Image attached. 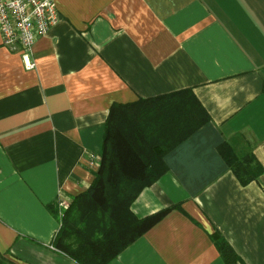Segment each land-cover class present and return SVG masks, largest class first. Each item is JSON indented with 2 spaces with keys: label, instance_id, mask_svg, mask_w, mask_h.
I'll return each mask as SVG.
<instances>
[{
  "label": "crops",
  "instance_id": "1",
  "mask_svg": "<svg viewBox=\"0 0 264 264\" xmlns=\"http://www.w3.org/2000/svg\"><path fill=\"white\" fill-rule=\"evenodd\" d=\"M54 2L26 59L0 36V259L77 264L47 207L92 183L110 107L191 89L210 120L130 206L170 210L109 264H225L216 236L235 264H264V0ZM225 142L260 163L255 180L239 182Z\"/></svg>",
  "mask_w": 264,
  "mask_h": 264
},
{
  "label": "trees",
  "instance_id": "2",
  "mask_svg": "<svg viewBox=\"0 0 264 264\" xmlns=\"http://www.w3.org/2000/svg\"><path fill=\"white\" fill-rule=\"evenodd\" d=\"M209 120L191 89L113 104L92 183L66 207H47L59 222L52 245L77 264H109L117 258L170 210L137 218L131 203L166 171L164 156ZM219 151L242 185L263 171L250 151L229 142ZM214 241L224 263L235 264L229 245L217 236ZM0 264L9 263L0 259Z\"/></svg>",
  "mask_w": 264,
  "mask_h": 264
},
{
  "label": "built area",
  "instance_id": "3",
  "mask_svg": "<svg viewBox=\"0 0 264 264\" xmlns=\"http://www.w3.org/2000/svg\"><path fill=\"white\" fill-rule=\"evenodd\" d=\"M59 16L54 0H0V36L3 46L19 49L26 59L36 40L57 23ZM27 68L33 64L25 63ZM89 165L95 169L100 157L89 155ZM66 207L65 202L60 203Z\"/></svg>",
  "mask_w": 264,
  "mask_h": 264
}]
</instances>
